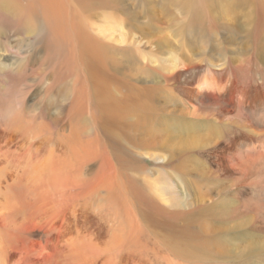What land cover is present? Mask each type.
I'll use <instances>...</instances> for the list:
<instances>
[{
    "label": "bare ground",
    "instance_id": "1",
    "mask_svg": "<svg viewBox=\"0 0 264 264\" xmlns=\"http://www.w3.org/2000/svg\"><path fill=\"white\" fill-rule=\"evenodd\" d=\"M236 1L264 28L261 1ZM224 2L0 0V264H264L256 224L181 138L199 99L156 40L179 17L167 3L215 25L236 14Z\"/></svg>",
    "mask_w": 264,
    "mask_h": 264
},
{
    "label": "rangeland",
    "instance_id": "2",
    "mask_svg": "<svg viewBox=\"0 0 264 264\" xmlns=\"http://www.w3.org/2000/svg\"><path fill=\"white\" fill-rule=\"evenodd\" d=\"M235 1L226 0V6L217 3L219 13L230 9L236 14L218 19L215 25L201 24L198 18L189 23L190 17H182L179 7L167 3L179 17L157 26L165 33L160 32L156 40L165 38L168 54L179 57L186 94L193 92L199 99L192 108L185 96L181 135L185 142L198 143L193 150L197 168L212 173L210 190L217 198L226 197L228 209L247 214L250 221L245 219L243 229L250 230L255 223L264 240V28L261 22L259 28L254 25L258 15L252 6H239ZM259 1L264 5V0ZM209 25L215 29V37L207 33ZM183 39L185 45L179 50L177 41ZM211 64L223 65L227 72L223 82H215ZM236 67L241 69L238 74L228 77V71ZM171 105L169 101L170 109ZM240 140L252 144L236 148ZM160 155L167 160L169 154ZM144 163L152 166L149 159Z\"/></svg>",
    "mask_w": 264,
    "mask_h": 264
}]
</instances>
